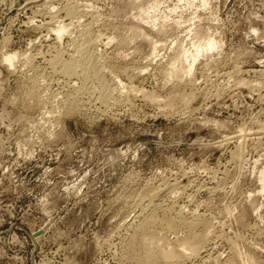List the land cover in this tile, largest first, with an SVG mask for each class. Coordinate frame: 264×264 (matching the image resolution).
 <instances>
[{"label": "rangeland", "instance_id": "1", "mask_svg": "<svg viewBox=\"0 0 264 264\" xmlns=\"http://www.w3.org/2000/svg\"><path fill=\"white\" fill-rule=\"evenodd\" d=\"M68 6L95 13L110 90L54 70L85 37L76 19L71 37L56 38ZM133 30L156 42L155 56ZM212 40L218 48L198 54ZM180 50L199 56L191 82L165 76ZM8 54L32 65L10 68ZM108 71L158 101L124 96ZM263 72L264 0H0V264H142L129 243L167 209L197 216L198 233L213 225L209 253L223 257L205 263L238 251L264 264Z\"/></svg>", "mask_w": 264, "mask_h": 264}, {"label": "bare ground", "instance_id": "2", "mask_svg": "<svg viewBox=\"0 0 264 264\" xmlns=\"http://www.w3.org/2000/svg\"><path fill=\"white\" fill-rule=\"evenodd\" d=\"M66 12H67L66 17H68L70 20H68L67 22L63 21L61 23L59 21L60 24L56 23V25L58 24L57 25L58 27L56 26L57 28H55V30H54L56 33V38L58 40H62L63 37L66 35H69L71 37L72 36L71 35L72 29L74 26H76L73 22L74 21L77 22L76 19L79 22L77 24L84 25L83 26L84 30L86 29L85 31H87V33L85 31H83L84 33L82 32L83 35H85L84 39H80L83 41L82 43L76 42L77 44H80V45H77L76 43H74L76 45V47L74 48L75 49V55L73 57H71L69 61H64V59L62 60L61 56L55 57V59L51 63L54 70L57 71L56 72L57 74H61L64 77H69L68 80L70 78L75 80V78L77 77V75H79L80 72H81L80 76H82L84 78V80H87L88 82L90 81V80H88L89 78L93 79L92 77L95 76V79L99 82L103 91H105L106 89L110 90L108 83H106V81H105V77H104L105 75L103 76L104 78H101L100 74H103V73L101 71H99V69L102 68V66H99V69H98V64H99L98 58L99 57L97 58V55H99V54L96 53L98 51V49L96 51V48H95L96 45L95 44H97V43H95V41L98 40L99 36L90 34V31L93 30L91 26H93L95 19H96L95 13L93 11H87V10L85 11V9L83 11V10H80L79 7H74V6H68ZM84 16L88 17V19H89L87 24L83 23L82 21H81L82 23H80L79 19H81ZM76 31H78V30H76ZM92 32H94V31H92ZM98 34H100V33H98ZM76 36H78V35H76ZM129 36L136 38L137 36H143V34L138 30H133L129 34ZM143 37L146 40H148L149 42L151 41V44H152L151 46H153V52H152L153 54L151 56H155L156 55L155 52L157 50L156 42L154 40L153 41L150 40V38H147L146 36H143ZM74 38H77V37H74ZM78 38H82V37H78ZM109 40L112 41L113 40L112 37ZM75 41H77V40H75ZM99 42H100V40H99ZM218 46H219V42H217V41L215 42L214 40H212L211 42H208L206 45H204V47H200V49L198 50V54H201V53H204V52H207L210 50L211 51L215 50L218 48ZM198 57L199 56H194L192 59H189L190 53L189 52H183L182 50H180L178 55L175 57V61L169 66L168 69L165 70V72H164L165 76L167 75L168 78L174 79L177 81H181L185 78H188L190 82L193 81V80H191V76H192L193 69H194V63ZM3 58H4L3 59L4 63H6L10 68H12L14 66V64L16 65V62H19L20 60H22L23 61L22 63L25 65H28V64L32 65L31 64L32 59L30 56L21 59L18 56V54H8V55H4ZM151 62L153 63L152 60H151ZM177 63H179L180 65H177ZM78 69H80V70H78ZM78 71H80V72H78ZM108 72H110L107 75L111 77V79H110L111 83L115 84V86L117 85V87H119V89H120V87L122 90H125V88H126V90H125L126 92L121 91V89H120L121 92H124V96L128 95V94L129 95H131V94L135 95V94L141 93L145 99H147V100L149 99L148 101H151V102H157L158 101V98L155 95H150L148 92L142 91L141 89H137L136 87H128V86L125 87L120 82V80L118 79V77L116 76V74L113 71H108ZM78 78L79 77H77V79ZM87 81H85V82L87 83ZM75 82L73 85H77V83H75ZM89 83H91V82H89ZM110 86H112V85H110ZM103 91H101V92H103ZM100 94H101L100 98L98 97L99 100H102L103 102L108 100V97H109V96H107L108 93L107 94L100 93ZM183 94H181L182 95L181 97L178 95L180 97L179 100H181L180 101L181 103L184 102V104L186 105L187 102L189 101V96L188 95L184 96ZM176 98H177V96H175V99ZM168 99L169 100L166 102L167 105L165 104L166 109L168 106L170 107L175 103V102H173L174 99L173 100H170V98H168ZM72 101H75V102H70L72 104L71 106H73V105L75 106L76 104H74V103H78V102H76L77 100H72ZM75 107H77V106H75ZM169 107H168V109H169ZM78 108H80V107H78ZM68 109H69V107H68ZM164 110H165V108H164ZM171 110H172V108H171ZM190 182L193 183V180ZM190 182H187L186 184L181 185L182 189L186 190L187 186L191 185ZM175 183H177V182H175ZM262 183H263V185H262L261 190L264 192V182H262ZM175 185L178 186L177 184H174V187H176ZM205 186H203V187H205ZM171 187H173V186H171ZM178 187H179V189H181L180 185ZM203 187L199 186L198 189L202 191V190H204ZM166 188H167V186H166ZM206 188L207 187H205V189ZM173 189H175V188H172L170 190H173ZM211 190H213V188H210V191ZM194 191H195V189H194ZM152 197H153V195H152ZM169 208H171V207H169ZM145 209H147V208H145ZM177 211L179 212L180 210H177ZM165 212L167 213V215L163 212V214L165 215V216H163V218H159L158 216H156V213H152L151 215L145 217L142 220V222H140V227H139L140 231L137 233L136 232L134 233V235L132 237V243H129V244H131L130 249L128 250L130 257H132V258H135L136 256L140 257V261L142 262V264H185L186 260H189V261L194 260V262H195V260H198V261L201 260V262L204 264L207 260L211 261L210 259H214V261L216 263L221 262L220 258H222L223 255H222V257H220L221 254H218L219 256L217 257L216 256L217 254H216L215 255L216 258H212V255H211L212 253L211 254L209 253L210 252L209 246H211V244H210L211 240L210 239H211V237H214V235H212V231H214V230L211 229V228H213V225L205 226L204 227L205 230L203 232L199 231L200 233H198V231H196V227H198V221L197 220H199V219H197V216L194 219L188 220V218L186 219L183 217L182 211L179 212L177 215H175L177 217H174L172 215V213H175V211H173V210L171 211V210L167 209ZM180 215H182V216H180ZM200 221H201V219H200ZM184 227H185V229L187 227V230H188V234L186 233L187 235H185V237L183 236V238H178L177 236H175L176 237L175 240H169L168 239L169 238V237H167L168 232L174 233L177 231L178 228L184 229ZM213 240H215V239H213ZM213 244H215V243H213ZM213 248H212V250H213ZM232 249L236 250V248H234V246H232ZM233 250H231V252ZM237 250H239V249H237ZM235 253L236 254H235L234 258L231 257V258H233V260H231L230 262L228 261L229 264H257V263H255L254 257L250 256L251 253H250V255L246 254V253L244 255V254H242V252H238V251H235ZM203 254H205V255H203ZM232 254H234V253H232ZM205 264H207V263H205Z\"/></svg>", "mask_w": 264, "mask_h": 264}]
</instances>
